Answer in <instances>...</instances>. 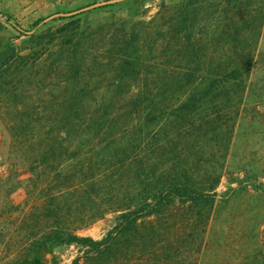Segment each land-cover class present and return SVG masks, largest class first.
Instances as JSON below:
<instances>
[{"label":"trees","instance_id":"obj_1","mask_svg":"<svg viewBox=\"0 0 264 264\" xmlns=\"http://www.w3.org/2000/svg\"><path fill=\"white\" fill-rule=\"evenodd\" d=\"M174 8L154 37L147 28L141 34L126 25L90 39L69 34V25L48 34L46 45L56 50V58L65 62L64 69L73 78L68 83L76 87L84 77L89 81L65 97L66 108L54 112L48 128L40 123L42 111L15 112L20 123L10 124L8 129L14 140L29 142L19 151L34 155L30 171L43 170L51 153L75 159L85 150L72 146L91 136L89 152L97 142L101 175L123 171L120 174L129 175L136 192L127 204L113 201L84 214L83 219L98 220L110 212L119 213L117 224L104 238L81 237L71 228L52 230L46 238L36 240L41 249L52 252L56 247L76 245L86 251L87 262H96L114 255L118 243L132 236L123 258L136 253L137 242L144 243V264H200L213 222L212 210L229 198L217 192L230 149L224 133L237 120L247 95L256 90L250 75L258 64V50L247 38L254 39L259 33L237 25L236 17L241 15L237 10L243 8L236 4L233 15L222 11L223 16L222 12L218 16L228 18V29L212 36L209 45L200 44L203 22L211 9L209 0H185ZM46 20L39 19L36 25ZM12 25L21 30L18 24ZM169 35L185 46L181 50L188 61L185 71L178 77L153 78L149 76L155 69L151 55L163 49ZM164 64L168 71L171 63ZM5 65L7 69L0 70L1 83L22 64L9 59ZM136 87L140 90L134 93ZM102 89L111 90L108 100L96 94ZM91 101L99 102L93 111L87 109ZM227 106L234 109L233 116L223 112ZM206 108L214 116L198 117ZM55 142L65 143V147L56 149ZM261 178L253 176L249 183L241 180L231 197L249 190L264 196ZM88 186L77 177L70 189L75 197ZM51 199L44 194L36 204L40 215L48 216ZM259 227L261 240L254 254L244 258L246 264H264V206ZM34 263L42 264L40 260Z\"/></svg>","mask_w":264,"mask_h":264},{"label":"rangeland","instance_id":"obj_2","mask_svg":"<svg viewBox=\"0 0 264 264\" xmlns=\"http://www.w3.org/2000/svg\"><path fill=\"white\" fill-rule=\"evenodd\" d=\"M183 2L185 0H0V70L7 69L5 63L9 59L22 64L7 82H0V264H35V260L42 264H127L128 260L129 264H144L141 248L144 243L134 242V249H139L130 254L131 257L123 258L132 236L118 243L114 255L96 262H87L86 251L76 245L56 247L49 252L35 243L46 238L52 230L66 228L73 229L81 237L104 238L117 224L119 213L110 212L98 220L83 219L84 214L89 211L92 214L91 211L113 201L127 204L136 190L129 175L120 174L123 171L101 175L102 169L98 168L101 153L97 142L92 146L94 150L89 152L91 136L72 146L85 150L80 156L68 160L66 156L51 153L45 168L32 173L29 166L34 155L19 151L26 149L29 142L14 140L8 126L20 123V116L15 112L36 109L43 112L40 123L48 128L54 121L51 118L54 112L66 108L65 97L78 92L83 81H89L84 77L76 87L68 83L73 78L64 69L65 62L56 58V50L46 45L48 34L69 25V34L90 39L126 25L132 32L141 34L147 28L154 37L157 27L168 21V14ZM209 2L211 9L203 22L204 35L198 39L199 43L209 45L212 36H217L223 28L228 29V18L218 16L222 11L233 15L238 4L243 8L237 10L238 13L249 23L239 16L236 17L237 25L259 33L254 39L247 38V42L257 46L258 64L250 75L256 90L247 95L237 120L231 122L224 133L230 149L217 192L225 193L229 198L219 201L212 210L213 222L205 250L200 255V264H246L244 258L254 254L261 240L259 224L263 220L264 196L251 190L236 197L231 195L241 180L249 183L253 176L264 177V0ZM39 19L47 20L37 26ZM14 23L21 30L14 28ZM168 39L163 49L151 55L155 69L149 76L153 78L178 77L185 71L188 61L181 53L185 46L178 43L175 35H169ZM219 53L222 55L223 50ZM167 61L171 66L165 71ZM139 90L138 87L132 89L134 93ZM96 94L105 101L111 90L102 89ZM98 103L91 101L87 109L95 110ZM224 108V113L233 116L234 109ZM211 114L212 110L206 108L198 117L206 119ZM60 146L65 147V143L55 142L56 149ZM77 177L90 186L81 191V196L75 194L74 197L70 184L76 182ZM261 181L264 182V178ZM44 194L52 197L47 217L36 209ZM43 209L46 207L42 206Z\"/></svg>","mask_w":264,"mask_h":264}]
</instances>
